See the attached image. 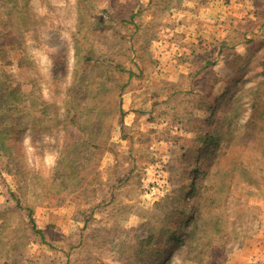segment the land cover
I'll use <instances>...</instances> for the list:
<instances>
[{
	"label": "rangeland",
	"instance_id": "rangeland-1",
	"mask_svg": "<svg viewBox=\"0 0 264 264\" xmlns=\"http://www.w3.org/2000/svg\"><path fill=\"white\" fill-rule=\"evenodd\" d=\"M8 31L0 264H264V0H0Z\"/></svg>",
	"mask_w": 264,
	"mask_h": 264
},
{
	"label": "trees",
	"instance_id": "trees-1",
	"mask_svg": "<svg viewBox=\"0 0 264 264\" xmlns=\"http://www.w3.org/2000/svg\"><path fill=\"white\" fill-rule=\"evenodd\" d=\"M11 12V11H10ZM12 16V14H11ZM10 37V31H8L6 34H3L0 36V40L3 41V40H6ZM12 41V40H11ZM11 41H8L7 43L11 42ZM204 64L202 65V67L200 68V73L206 69H208L209 67L215 65V62L214 61H211V60H204ZM117 68H119L121 70V65H117ZM17 91L19 90H14V89H11L8 96H14L17 100H19L20 98L17 95ZM210 101V100H208ZM207 102L208 104V110L210 112H214V110L216 109L217 105L216 103L219 102V99H216L215 102L211 103V102ZM205 103V102H204ZM206 104V103H205ZM216 137H217V134L214 133V134H211V133H208L206 134V136H202L201 140L205 143L206 146H209V149L210 150V147L212 146V144L215 142L216 140ZM196 185V184H195ZM30 219L32 222H34V219L32 217V213L30 211ZM186 223V219L182 220V219H178L176 220V222H171L169 221L168 222V227L166 229L167 233L169 234L170 238H169V244H168V247H170V245L176 243L179 239H181V234L182 232H184L185 234L188 233L185 229H184V225ZM173 225L174 227H170V225ZM172 232H170L171 230H173ZM168 250V248H166L164 251L162 252H159L158 256L154 257V259L152 260V262L150 264H160V263H163L165 262L164 258V252H166ZM138 264V263H137Z\"/></svg>",
	"mask_w": 264,
	"mask_h": 264
}]
</instances>
